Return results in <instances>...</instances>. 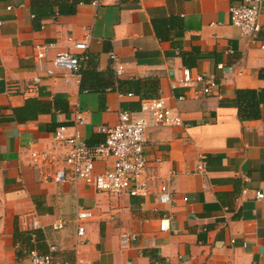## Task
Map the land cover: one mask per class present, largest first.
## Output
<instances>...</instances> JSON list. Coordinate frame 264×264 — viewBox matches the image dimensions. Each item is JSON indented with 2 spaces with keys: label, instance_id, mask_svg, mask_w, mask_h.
<instances>
[{
  "label": "crops",
  "instance_id": "1",
  "mask_svg": "<svg viewBox=\"0 0 264 264\" xmlns=\"http://www.w3.org/2000/svg\"><path fill=\"white\" fill-rule=\"evenodd\" d=\"M241 1L0 0V264L27 263L30 250L72 264H264V197L255 198L264 193V107L241 119L234 103L237 89H264V0L254 42L230 22L229 7ZM79 40L84 52L73 47ZM36 45H46L45 57H36ZM61 52L84 55L78 73L52 63ZM184 68L213 75L217 86L188 97L179 85ZM157 96L184 122L145 134L144 153L160 159L155 172L173 193L170 203L153 193L109 195L79 180L38 179L32 152L66 153L53 139L56 128L76 129L94 145L104 140L99 125ZM29 98L49 107L18 121L14 109ZM77 109L88 123L74 127ZM79 208L93 211L80 237ZM59 218L65 225L54 229ZM123 231L136 236L128 247L120 244Z\"/></svg>",
  "mask_w": 264,
  "mask_h": 264
},
{
  "label": "built area",
  "instance_id": "2",
  "mask_svg": "<svg viewBox=\"0 0 264 264\" xmlns=\"http://www.w3.org/2000/svg\"><path fill=\"white\" fill-rule=\"evenodd\" d=\"M96 3L97 0H92ZM261 0H242L236 5L229 7V18L233 26L239 28L246 38L254 42L260 31L259 14ZM1 24V21H0ZM73 47L84 52L87 49L86 40H79L73 43ZM36 57H45L46 45H36ZM109 59L116 75L123 73V63L119 57L111 51ZM84 55H76L72 52L58 53L52 63L55 66L66 67L74 73H78ZM222 67L221 64L218 65ZM179 85L188 89V97L200 99L210 95L213 88L217 86L216 78L213 75L193 74L188 68H184L179 79ZM172 88H176L173 83ZM15 85L10 84L9 90H14ZM31 90V85L30 88ZM185 95L177 97L183 100ZM88 119L79 109L74 111L72 116L73 126L85 125ZM183 118L180 113L168 106L163 96L143 99L137 111L121 110L117 113L116 123L101 124L97 127L98 132L104 135L100 143L90 145L82 141L78 130L72 134L66 133V126H59L53 133V139L65 147L64 157L58 158L54 154L45 151L32 152L30 165L41 182L60 183L66 180H79L93 186L101 192L109 195H119L123 192L131 196H145L150 193L156 195L162 204H168L173 200V193L170 187L162 181L155 172V164L160 159L149 161L144 153L147 129L159 125H183ZM112 160L111 166L97 171L95 165L100 161ZM205 157L200 156L197 171H203ZM246 191V190H245ZM264 197L262 191H256L255 198ZM93 217V211L89 208H79L77 212L78 236H83L85 227L83 222ZM171 216H165L160 220V229L169 228ZM34 225H39L34 220ZM65 221L57 219L53 223L54 229H61ZM136 236L127 231L120 233V244L128 247ZM50 249L54 250V246ZM7 264H72L60 263L49 253H39L36 250L29 251L27 263L12 261ZM75 264V263H73Z\"/></svg>",
  "mask_w": 264,
  "mask_h": 264
},
{
  "label": "trees",
  "instance_id": "3",
  "mask_svg": "<svg viewBox=\"0 0 264 264\" xmlns=\"http://www.w3.org/2000/svg\"><path fill=\"white\" fill-rule=\"evenodd\" d=\"M234 103L237 107L239 118H257L260 115L261 108L264 107V89H237ZM47 107H49V103L29 98L22 107L14 109V116L18 121L33 119L39 113L47 110ZM56 107L60 108L58 104Z\"/></svg>",
  "mask_w": 264,
  "mask_h": 264
}]
</instances>
